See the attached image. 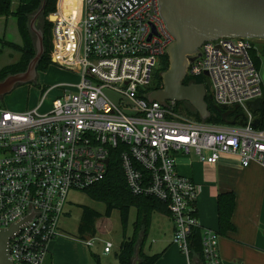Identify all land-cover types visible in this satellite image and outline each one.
I'll list each match as a JSON object with an SVG mask.
<instances>
[{
    "label": "built area",
    "instance_id": "2783aa9c",
    "mask_svg": "<svg viewBox=\"0 0 264 264\" xmlns=\"http://www.w3.org/2000/svg\"><path fill=\"white\" fill-rule=\"evenodd\" d=\"M54 15L53 61L81 73V82L70 85L76 92L65 91L44 114L0 104V228L37 212L10 240L13 264H45L69 192L103 180L117 147L131 189L168 201L174 242L192 264L198 185L179 171L177 156L193 151L215 165L236 154L243 167L264 166V128L253 125L247 105L264 88L254 39L205 41L187 69L186 78H209L215 104L239 106L242 124H216L182 114L177 101L167 107L149 100L160 58L175 41L159 0H81L77 15L61 7ZM94 239L85 241L92 246ZM112 247L107 241L105 251ZM203 250L205 264H224L217 231L203 230Z\"/></svg>",
    "mask_w": 264,
    "mask_h": 264
},
{
    "label": "trees",
    "instance_id": "16d2710c",
    "mask_svg": "<svg viewBox=\"0 0 264 264\" xmlns=\"http://www.w3.org/2000/svg\"><path fill=\"white\" fill-rule=\"evenodd\" d=\"M15 0H0V17L14 16L17 20L18 29L22 37V43L7 40L0 37V42L3 46H8L13 50L21 53L19 60L15 63L8 64L0 68V80H3L10 74L21 72L27 69L30 60L36 54V36L30 29V21L33 15L43 6H45L41 15L38 18L37 26L42 29L44 33L45 53L42 56L37 70L40 68L47 69L52 64L53 57V22L50 16L57 11V0H17L18 5L14 9L13 3ZM75 0H61L62 12L69 10ZM43 24L40 25V20ZM254 47L251 50L252 57L255 64L260 68V63L264 57V50L258 49L255 40H253ZM169 67V57L166 54L161 56L159 66L154 72L153 79L149 85L151 91L160 89L163 85L162 72ZM191 82L202 83L205 82L203 76L194 78H186L185 84ZM262 108L254 112L255 120H258V128H264V88L262 95ZM211 116L205 121L210 123L222 124L223 113L228 108L215 104V102L207 96L206 98ZM178 110L195 120L203 121L196 109L187 101L177 102ZM236 113H239L237 110ZM121 147L113 150L110 156V165L108 167L106 176L103 180L86 188L84 192L100 202L106 204V215L110 217L115 209H118L121 214V221L124 228L123 240L120 243L117 252V258L121 264H132L136 255V250H139L138 264H155L161 257L162 253L148 254L144 250L146 239L149 233V228L152 223L153 214L155 212L171 216L168 201L159 198L152 194L136 193L134 192L127 180L122 161L119 157ZM236 195L233 191L221 192L217 198L218 207V224L219 234H226L228 231L234 230L235 226L232 223V215L235 208ZM132 208H136V219L134 221V231L131 236L126 233V227L130 220V213ZM197 215V211H196ZM102 217V213L90 206H83V213L79 224L80 238L85 240L87 236L96 235V221ZM172 218V216H171ZM190 257L192 264H205L204 250H203V230L200 225L194 226L189 235ZM100 264V261L98 260Z\"/></svg>",
    "mask_w": 264,
    "mask_h": 264
},
{
    "label": "water",
    "instance_id": "95a60500",
    "mask_svg": "<svg viewBox=\"0 0 264 264\" xmlns=\"http://www.w3.org/2000/svg\"><path fill=\"white\" fill-rule=\"evenodd\" d=\"M161 15L167 27L174 34L175 41L168 46L169 67L163 71L160 89L149 94L150 101H158L169 107L168 100L187 101L200 114L203 121L211 116L208 102L210 80L185 84L187 69L191 62L202 55L200 48L205 41L225 38H250L264 40V0H159ZM43 6L33 15L30 29L36 36V54L26 70L13 73L0 80V98L12 92L18 85L34 82L37 79V66L45 53L44 33L37 27V20ZM55 15L50 16L54 21ZM207 74V73H206ZM263 98L249 101L247 105L254 112L262 108ZM239 106L226 110L222 119L227 124H242L236 113ZM233 116V118H231ZM258 126V120L253 122ZM109 162V160H107ZM32 209L28 215L0 228V264H13L10 253V240L33 220ZM139 250L132 264H138Z\"/></svg>",
    "mask_w": 264,
    "mask_h": 264
},
{
    "label": "crops",
    "instance_id": "0c3cea01",
    "mask_svg": "<svg viewBox=\"0 0 264 264\" xmlns=\"http://www.w3.org/2000/svg\"><path fill=\"white\" fill-rule=\"evenodd\" d=\"M10 17L0 19H5L8 24L14 16ZM15 21L17 24L16 19ZM14 42L21 44L22 37ZM5 47L0 49V53ZM177 163L179 171L192 177L198 185L197 216L202 230L218 231V195L226 191L235 192L236 201L232 215L235 228L226 234H219L223 263L264 264V166L253 162L250 166L243 167L236 154H223L218 163L210 165L200 160L193 151L179 154ZM172 232L168 246L158 252L162 255L155 264L186 263V256L174 242V221ZM83 242L69 238L66 234L59 235L49 244L45 264H99L98 260L100 264H113L110 260L103 259L108 257L112 249L106 252L104 247L102 257L99 251L91 249L93 245L89 246L85 240ZM144 250L146 251V245Z\"/></svg>",
    "mask_w": 264,
    "mask_h": 264
},
{
    "label": "rangeland",
    "instance_id": "374dc122",
    "mask_svg": "<svg viewBox=\"0 0 264 264\" xmlns=\"http://www.w3.org/2000/svg\"><path fill=\"white\" fill-rule=\"evenodd\" d=\"M80 2L81 0H75L73 3L76 12L80 11ZM17 5L18 1L15 0L13 8L15 9ZM59 7H61V0H57V11ZM63 13L69 15L68 10ZM52 15H54V13ZM15 19L14 17L12 20L10 19L8 24L5 23V19H0V37L5 36L6 39L10 41H17L21 38ZM52 22L54 28V21ZM39 23L42 25L43 20L41 19ZM37 27L39 28V26ZM5 31L6 34H4ZM254 40L259 51L264 50V40ZM2 47L3 44L0 42V49ZM3 50L4 51L0 53V68L9 63L12 64L17 62L21 56L20 52L8 49L7 47ZM10 52H12V55H9ZM259 69L264 84V57L260 63ZM80 82L81 73L79 71L70 70L53 62L47 69L40 68L37 70V79L34 82L18 85L12 92L0 98V104L13 111L19 112L37 108L39 113L44 114L51 110L53 100L62 96L65 91L68 93H75L76 89L70 85H77ZM83 206H90L102 213V217L96 221V235L87 236L86 238H95L91 249L99 251L100 255L103 257L102 252L104 251L105 244L107 241H110L113 243L112 252L108 257H103V259H108L113 264H121L116 257V252L119 250L124 232L120 211L115 209L112 215L108 217L106 215V204L92 199L88 193L82 190L72 189L69 192L67 204L65 206V214L62 216L60 222L61 234H66L69 238L83 242L78 230L83 213ZM135 219L136 208H132L130 220L125 229L128 236L133 234ZM172 228L173 219L171 216L155 212L145 243L146 251L150 254H154L162 251L165 246H168L173 233Z\"/></svg>",
    "mask_w": 264,
    "mask_h": 264
},
{
    "label": "bare ground",
    "instance_id": "6f19581e",
    "mask_svg": "<svg viewBox=\"0 0 264 264\" xmlns=\"http://www.w3.org/2000/svg\"><path fill=\"white\" fill-rule=\"evenodd\" d=\"M68 13H69V15L75 16V15H77L78 12L75 11V9L72 5V7L68 10Z\"/></svg>",
    "mask_w": 264,
    "mask_h": 264
}]
</instances>
